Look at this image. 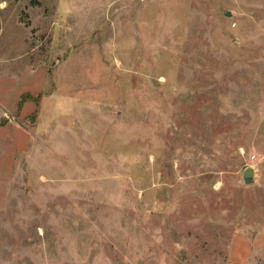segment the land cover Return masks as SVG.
I'll list each match as a JSON object with an SVG mask.
<instances>
[{"label":"rangeland","instance_id":"1","mask_svg":"<svg viewBox=\"0 0 264 264\" xmlns=\"http://www.w3.org/2000/svg\"><path fill=\"white\" fill-rule=\"evenodd\" d=\"M241 229L264 0H0V264H227Z\"/></svg>","mask_w":264,"mask_h":264},{"label":"crops","instance_id":"2","mask_svg":"<svg viewBox=\"0 0 264 264\" xmlns=\"http://www.w3.org/2000/svg\"><path fill=\"white\" fill-rule=\"evenodd\" d=\"M256 175V174H255ZM251 230L241 229L237 230L233 234L234 243L231 248V255L230 259L228 260L227 264H264L262 261L254 260L252 258H264V248L259 250H253L249 246V241H252V237H250ZM256 239L260 241H264V230H259L256 232ZM242 236L245 241H248V245L243 241V243L237 245L235 240L237 237ZM248 246V248H247ZM236 253V255H235ZM234 254V255H233Z\"/></svg>","mask_w":264,"mask_h":264},{"label":"water","instance_id":"3","mask_svg":"<svg viewBox=\"0 0 264 264\" xmlns=\"http://www.w3.org/2000/svg\"><path fill=\"white\" fill-rule=\"evenodd\" d=\"M231 15V12H228ZM244 183L249 185L255 182V168L253 166H247L243 172Z\"/></svg>","mask_w":264,"mask_h":264},{"label":"built area","instance_id":"4","mask_svg":"<svg viewBox=\"0 0 264 264\" xmlns=\"http://www.w3.org/2000/svg\"><path fill=\"white\" fill-rule=\"evenodd\" d=\"M253 157H255V156L253 155Z\"/></svg>","mask_w":264,"mask_h":264}]
</instances>
